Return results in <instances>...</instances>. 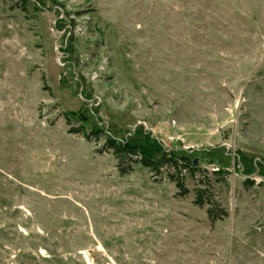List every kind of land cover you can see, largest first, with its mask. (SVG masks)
Segmentation results:
<instances>
[{
	"label": "rangeland",
	"instance_id": "374dc122",
	"mask_svg": "<svg viewBox=\"0 0 264 264\" xmlns=\"http://www.w3.org/2000/svg\"><path fill=\"white\" fill-rule=\"evenodd\" d=\"M22 5L0 0V264H264V0ZM107 135L198 158L188 192L121 175Z\"/></svg>",
	"mask_w": 264,
	"mask_h": 264
},
{
	"label": "trees",
	"instance_id": "16d2710c",
	"mask_svg": "<svg viewBox=\"0 0 264 264\" xmlns=\"http://www.w3.org/2000/svg\"><path fill=\"white\" fill-rule=\"evenodd\" d=\"M22 2V8L26 9L28 0H20ZM78 119L83 123L87 122V118L82 114L78 115ZM67 124H71L70 117L66 114ZM85 124L81 128H73L70 131L75 133H83L87 140H91L92 135L99 139V130L91 129L90 133L85 130ZM105 148L111 150L117 159V169L121 175H127L133 170V165L140 163L142 166L148 168L153 176L161 173L163 168L167 167L172 169L176 175L170 173V177L176 181V185L180 190L181 195H185L188 189L185 186L182 173L186 169L195 174L197 168L193 164V160L186 154H179L176 151L165 152L160 158H155L154 154L149 148L143 143H132L126 140H118L112 135L106 136ZM211 188V183L208 184ZM208 186H202L196 189L195 204L198 206L208 205L207 213L211 221L223 219L228 215V212L218 202H216L211 194L207 196Z\"/></svg>",
	"mask_w": 264,
	"mask_h": 264
},
{
	"label": "water",
	"instance_id": "95a60500",
	"mask_svg": "<svg viewBox=\"0 0 264 264\" xmlns=\"http://www.w3.org/2000/svg\"><path fill=\"white\" fill-rule=\"evenodd\" d=\"M198 161H199L198 158H197V159H194V160H193V164H194V165H197ZM246 183H247V184H252V183H253V180H251V179L248 178V179L246 180Z\"/></svg>",
	"mask_w": 264,
	"mask_h": 264
}]
</instances>
